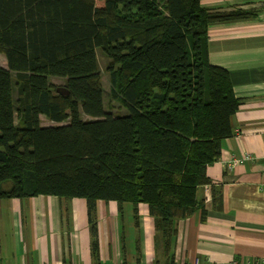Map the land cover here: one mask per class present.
I'll return each mask as SVG.
<instances>
[{"label": "trees", "instance_id": "trees-1", "mask_svg": "<svg viewBox=\"0 0 264 264\" xmlns=\"http://www.w3.org/2000/svg\"><path fill=\"white\" fill-rule=\"evenodd\" d=\"M249 16L201 0H0V199L86 198L95 256L96 201L146 203L168 250L176 221L207 218L202 186L222 206L208 167L241 99L209 60L208 30ZM97 49L124 113L105 109Z\"/></svg>", "mask_w": 264, "mask_h": 264}, {"label": "crops", "instance_id": "crops-1", "mask_svg": "<svg viewBox=\"0 0 264 264\" xmlns=\"http://www.w3.org/2000/svg\"><path fill=\"white\" fill-rule=\"evenodd\" d=\"M212 11L241 10L249 17L213 24L208 30L212 64L227 69L241 99L234 135L208 167L220 184L222 206L214 207L218 186L198 190L200 210L175 222L168 250L156 240L148 204L96 201L99 255L92 251L88 202L84 197L36 195L0 199V264H227L233 258L264 260V19L261 0H201ZM4 55V54H3ZM0 65L7 67V58ZM57 124L43 121V125ZM252 155L231 169L225 160Z\"/></svg>", "mask_w": 264, "mask_h": 264}, {"label": "rangeland", "instance_id": "rangeland-1", "mask_svg": "<svg viewBox=\"0 0 264 264\" xmlns=\"http://www.w3.org/2000/svg\"><path fill=\"white\" fill-rule=\"evenodd\" d=\"M100 3L102 2V0H98ZM98 52V59H99V66L101 69V73H102V82H103V86L105 88V94H104V104H105V109L108 112L111 113H124L126 112V109L121 106V104L119 102H113L112 105H110L111 102V98H110V75L109 73L106 71V65L109 61V58H107L105 56L104 53L101 52L100 49H97ZM4 61V55L3 53H0V63ZM55 85L61 86L64 85L66 83V79L65 78H61V77H52L50 79ZM82 117L84 119H90L92 118L91 116L87 115L86 113L82 112ZM43 121H50L46 118H43Z\"/></svg>", "mask_w": 264, "mask_h": 264}, {"label": "built area", "instance_id": "built-area-1", "mask_svg": "<svg viewBox=\"0 0 264 264\" xmlns=\"http://www.w3.org/2000/svg\"><path fill=\"white\" fill-rule=\"evenodd\" d=\"M261 6L263 8V11H262V17L264 19V0H261ZM248 159H253V156L250 154V155H245L244 157L242 158H237V157H234L232 159H229V160H225L224 162V166L228 169H231L233 168L234 166H236L237 164L239 163H242L244 162L245 160H248ZM182 264H201V260L199 258H195L194 260H192V262L188 263H182ZM209 264H215V263H209ZM227 264H264V260H260V261H251L249 259L247 260H243V259H240V258H233L229 261V263Z\"/></svg>", "mask_w": 264, "mask_h": 264}]
</instances>
